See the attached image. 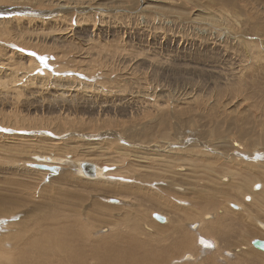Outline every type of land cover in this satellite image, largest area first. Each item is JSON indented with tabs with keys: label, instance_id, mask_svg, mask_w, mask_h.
<instances>
[{
	"label": "rangeland",
	"instance_id": "374dc122",
	"mask_svg": "<svg viewBox=\"0 0 264 264\" xmlns=\"http://www.w3.org/2000/svg\"><path fill=\"white\" fill-rule=\"evenodd\" d=\"M29 56L47 78L12 83ZM43 155L67 161L43 173ZM0 218V264L65 225L82 264L138 238V264H264V0H0Z\"/></svg>",
	"mask_w": 264,
	"mask_h": 264
},
{
	"label": "bare ground",
	"instance_id": "6f19581e",
	"mask_svg": "<svg viewBox=\"0 0 264 264\" xmlns=\"http://www.w3.org/2000/svg\"><path fill=\"white\" fill-rule=\"evenodd\" d=\"M17 11L18 10H15V12L17 13ZM3 13V12H2ZM7 15V13H4V15ZM24 52H22V54H23ZM31 54H32V52H31ZM33 55V54H32ZM28 59V58H27ZM29 62H28V64H26L25 66H24V64L22 63V62H19L20 63V65H21V67L20 68H22V70L24 71V75H22L21 77H18L19 76V72L17 71V73H18V75L17 74H15L14 76H12L11 77V82L12 83H15V82H18V85H20L21 83H22V81H24L23 80V78H24V76H26L27 78L25 79V80H27V79H29L30 81L31 80H41L42 78H47V76H31L33 73V71L35 70V69H38L39 70V66H40V64L38 63L39 61H37V59L36 58H34V57H30L29 56ZM14 68V67H13ZM15 70V69H14ZM18 70H19V68H18ZM42 70H40V72H41ZM15 72H13V70H11V72H10V75H12V74H14ZM17 75V76H16ZM18 89V88H17ZM237 144V143H236ZM240 146V145H239ZM37 159H40V160H42V161H34L35 163H33V165H35V166H38V165H42V164H45L44 166H42V167H45V168H50V167H54V169L55 168H57V167H59V163H65L66 161H67V159L66 158H64V157H56V156H54V155H52V156H50V155H43V156H40V157H38ZM87 159H89V158H87ZM87 159H76L75 160V164H76V167H75V170H76V172L79 174V175H81L82 177H86V179L88 178V179H97V178H102V177H106V175H107V177H109V175H108V172L109 171H107L106 172V170L105 169H107V168H104V166H101L99 163H95V162H93V160H91V161H89V160H87ZM84 160H86V161H89V162H92V163H94L95 165H96V171H97V176L96 177H87V176H84L83 175V173H82V171H81V168H80V162L81 161H84ZM44 162H47V163H44ZM38 163H42V164H38ZM45 168H40L39 169V171H41V172H48L49 171V169H45ZM109 170L111 169V168H108ZM256 185H259V187H260V184L259 183H257V184H255V187H256ZM177 187V186H176ZM178 187H179V185H178ZM181 187V186H180ZM179 187V188H180ZM183 187V186H182ZM110 200L112 201L113 200V202H116L117 203V201H118V198H116V197H114V198H110ZM229 202V201H228ZM231 205H232V207H234L235 209H240V207L241 206H243V204L241 203H238V202H236V201H232L231 203H230ZM243 209H244V206H243ZM159 210V209H158ZM220 210V209H219ZM155 210H153V212H154ZM157 212V211H156ZM165 213V212H164ZM160 215H163L164 217H165V221L168 219L164 214H162V213H159ZM206 214H207V217L208 218H210V217H212V215H213V213L211 214L210 212H206ZM63 216V215H62ZM170 216V215H169ZM61 218V217H60ZM53 219L54 218H52L51 219V221L53 222ZM46 220V219H45ZM44 221V220H43ZM165 221H163V223L165 222ZM158 223H160V222H158ZM170 223V222H169ZM194 223H198L197 224V229H198V231H197V234H199L200 236L198 237V242L200 243V244H202L201 246H202V249L204 250V251H208V252H211V250L210 249H208V248H212V247H215L216 245H217V241H216V239H215V235H216V233L217 232H214V231H210V233H207L206 235H204V234H201L202 232H201V225H202V222H200V221H197V222H194ZM194 223H192V225L194 224ZM259 223H260V225L261 226H263L264 225V222L263 221H259ZM3 224H4V222H3ZM3 224H2V219L0 218V229L1 228H3L4 226H3ZM47 224V223H46ZM56 224V223H55ZM5 225V224H4ZM50 226H51V224H49ZM58 225H60V223L58 224ZM62 225V224H61ZM80 225V224H79ZM78 225V226H79ZM168 225V224H167ZM191 225V226H192ZM44 226H45V224H44ZM164 226V225H163ZM175 226H177V225H175ZM179 226V225H178ZM177 226V227H178ZM250 226V225H249ZM47 227V226H46ZM46 227H45V229H46ZM80 227V226H79ZM206 227H208V229L209 230H212L214 227H210L209 225L208 226H206ZM229 227V226H228ZM41 228V227H40ZM78 228V227H77ZM82 228V227H81ZM89 228V227H88ZM105 228V227H104ZM107 228V227H106ZM194 228H196V227H194ZM39 229V228H38ZM80 229V228H79ZM108 229V228H107ZM182 229V228H181ZM100 230V229H99ZM202 230H204L205 231V228L204 229H202ZM45 231V230H44ZM108 231V230H107ZM100 232H102V231H100ZM99 232V233H100ZM179 232V231H178ZM184 232V231H183ZM206 232V231H205ZM34 236H36V235H38V237H35L34 239H30L31 238V236H30V238H27V237H24V234H21V235H19L18 236V239L19 240H23L24 241V243L25 244H27L29 247H30V249H31V251H32V253H27L26 254V256L24 257V256H22V257H24V259L22 260V262H23V264H28L29 263V261L31 260H35V262L34 263H36V264H40V263H43V264H48L49 263V259H55V260H57L59 263H62V264H82L83 262H87L88 260L87 259H85V257L83 258L82 256H81V254H80V251H79V247H72L71 248V245L75 242V241H78V239H81V240H84V237H85V235L83 236L82 234H80V232L79 233H76V230H75V228L74 227H70V226H62V227H55L53 230H46L45 232H43V233H39V230H34V231H32L31 232ZM221 233V232H220ZM80 234V236H78ZM124 234V233H123ZM127 234V233H126ZM218 234V233H217ZM121 235V234H120ZM208 235V236H207ZM89 236V235H88ZM106 236V235H105ZM117 236H119V235H117ZM116 236V237H117ZM133 237H134V235H132ZM204 236V238H206L209 242H211V246L210 245H206V244H204V243H201L200 242V237H203ZM81 237V238H80ZM91 237V236H90ZM103 237V238H102ZM102 237H99V239H97V241H95V242H98V243H100V244H102V245H105V244H107V243H109L108 242V240L107 239H104V236H102ZM108 237V236H107ZM110 237V236H109ZM228 237V236H227ZM114 238H115V236H114ZM118 238V239H117ZM117 238H115L116 240H119L120 238L119 237H117ZM126 238H128V237H126ZM135 238V237H134ZM90 239V238H89ZM114 239V241H116ZM129 239V238H128ZM127 239V240H128ZM131 240L133 239V238H130ZM129 239V240H130ZM136 239V238H135ZM134 239V240H135ZM261 239H264V238H261ZM111 240V239H110ZM138 240V242H136L137 243V246L140 244L139 243V238L137 239ZM136 240V241H137ZM94 241V240H93ZM122 241H124V240H122ZM149 241V240H148ZM251 241H252V239H251ZM118 242V241H117ZM116 242V243H117ZM127 242H129L130 244L132 243L133 244V246H134V244L135 243H133V242H135V241H133L132 240V242H130V241H126V242H124V243H127ZM146 242V241H145ZM172 242V241H171ZM179 242V241H178ZM182 242V241H181ZM128 243V244H129ZM139 243V244H138ZM149 243V242H148ZM175 243H177V241H175ZM121 244V243H120ZM127 244V245H128ZM129 244V245H130ZM150 244H151V242H150ZM178 244V243H177ZM128 245V246H129ZM144 245H145V243H144ZM146 245H147V243H146ZM145 245V246H146ZM157 245V244H156ZM176 245V244H175ZM184 245V244H183ZM73 246V245H72ZM105 246H107V245H105ZM118 246V245H117ZM122 246V245H121ZM133 246L130 248V247H128V248H130V249H128V248H124V250L126 249V250H128V251H126L127 253H124V250H122L121 249V251H123V252H121L120 250L119 251H117L116 253H112L111 252V250H104V251H98V250H96V249H94V252H93V254H92V259H94L95 260V264H110L111 262H110V259H111V257L112 256H115V255H118L119 257H121V258H123V260H121V263H124L123 261L126 259V260H128L129 261V263L128 264H138V262H135L136 261V258L134 257L135 255H134V250H133ZM135 246H136V244H135ZM137 246H136V249H137ZM143 246V244H142V242H141V244H140V246H138V247H142ZM179 246V245H178ZM180 246L182 247V245H181V243H180ZM185 246H186V244H185ZM246 246V245H245ZM114 247V246H113ZM144 247V246H143ZM142 247V250L144 249ZM208 247V248H207ZM216 247H218V245L216 246ZM244 247V246H243ZM120 249V247H117L116 249ZM135 248V247H134ZM140 248H138L137 250H139L140 251ZM245 248V247H244ZM111 249V248H110ZM148 250H149V248H147ZM155 249V248H154ZM258 249V248H257ZM23 250V249H22ZM150 250H151V248H150ZM156 250V249H155ZM157 250H160V249H157ZM166 250V249H165ZM260 250V249H259ZM20 251V250H19ZM145 251H146V249H145ZM162 251H164L163 249H162ZM3 252H4V255H5V258H6V260L8 259V258H10L9 256H14V258L13 259H15V256L16 255H14V254H11V252H7V251H5V250H3ZM60 252H62V254H60ZM151 252H154V250L152 251L151 250ZM151 252H147V253H149V255L152 257L153 256V254H151ZM264 252V251H263ZM18 253H20V252H18ZM227 253H229V254H232V251L230 250V249H228L227 250ZM248 253V252H247ZM166 254V253H165ZM236 254V253H235ZM249 254V253H248ZM248 254L246 255V256H243V257H247L248 256ZM255 253H252V255H254ZM19 255V254H18ZM148 255V254H147ZM155 255V254H154ZM162 255V254H161ZM163 255H164V253H163ZM167 255H168V251H167ZM250 255V254H249ZM258 255V254H257ZM149 256V257H150ZM165 257L167 258V256L165 255ZM165 257H162V258H165ZM186 259H192V254H191V252L190 253H187L186 252V254H185V256H184ZM255 259H256V256H253ZM261 257H263V256H261ZM145 258V257H144ZM154 259H152L153 261H157L158 260V257H157V259H155V257H153ZM165 258V259H166ZM18 259V258H17ZM21 259V258H20ZM85 259V260H84ZM151 259V258H150ZM164 259V260H165ZM239 259V258H238ZM19 260V259H18ZM135 260V261H134ZM141 261V264H142V262H145V260H143L142 261V259H140ZM149 260V259H148ZM147 260V261H148ZM161 260V259H160ZM160 260H159V263L158 264H162V263H160ZM163 260V259H162ZM167 260V262H168V258L166 259ZM19 261H21V260H19ZM243 261V260H242ZM260 261V260H259ZM126 262L124 263V264H126ZM131 262V263H130ZM135 262V263H134ZM162 262V261H161ZM239 262H240V260H239ZM34 263H32V264H34ZM165 263V262H164ZM208 263V262H207ZM241 263V262H240ZM246 263V262H245ZM165 264H167V263H165ZM244 264V263H243ZM255 264H257V263H255ZM259 264V263H258Z\"/></svg>",
	"mask_w": 264,
	"mask_h": 264
},
{
	"label": "water",
	"instance_id": "95a60500",
	"mask_svg": "<svg viewBox=\"0 0 264 264\" xmlns=\"http://www.w3.org/2000/svg\"><path fill=\"white\" fill-rule=\"evenodd\" d=\"M42 166H44V165H38L37 167L45 168ZM80 168H81V171H82L84 176H87V177H96L97 176L96 165L92 162H89L86 160L81 161L80 162ZM45 169L53 170L54 167L45 168ZM256 188H259V185H256ZM153 216L161 222L165 221V217L163 215H160L159 213H154ZM262 227L264 228V225ZM200 242L211 246V242H209L204 237H200ZM251 243L254 247L264 251V246H262V245H264V239L256 237V238L252 239Z\"/></svg>",
	"mask_w": 264,
	"mask_h": 264
},
{
	"label": "snow or ice",
	"instance_id": "6c2138e0",
	"mask_svg": "<svg viewBox=\"0 0 264 264\" xmlns=\"http://www.w3.org/2000/svg\"><path fill=\"white\" fill-rule=\"evenodd\" d=\"M262 246H264V245H262Z\"/></svg>",
	"mask_w": 264,
	"mask_h": 264
}]
</instances>
